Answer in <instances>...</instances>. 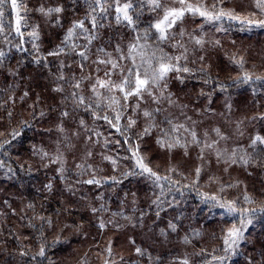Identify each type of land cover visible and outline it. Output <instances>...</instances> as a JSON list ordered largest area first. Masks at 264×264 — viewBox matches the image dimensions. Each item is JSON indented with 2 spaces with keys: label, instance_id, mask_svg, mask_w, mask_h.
Listing matches in <instances>:
<instances>
[{
  "label": "trees",
  "instance_id": "1",
  "mask_svg": "<svg viewBox=\"0 0 264 264\" xmlns=\"http://www.w3.org/2000/svg\"><path fill=\"white\" fill-rule=\"evenodd\" d=\"M125 2L132 23L116 0H18L22 36L10 0L3 7L0 264H264V24L195 15L161 39L155 24L164 0L160 8L151 0L119 6ZM78 21L83 28H74ZM194 48L199 57L186 58ZM175 57L190 71H171L140 96L125 98L128 88L113 86L129 69L150 74L169 58L177 64ZM173 102L182 109L175 112ZM224 103L240 106L237 115L248 111L260 139L217 160L228 171L220 192L203 187L212 174H197L203 149L215 142L198 119L217 109L222 125L230 121ZM221 162L210 161V169ZM233 225L243 238L225 252Z\"/></svg>",
  "mask_w": 264,
  "mask_h": 264
},
{
  "label": "rangeland",
  "instance_id": "2",
  "mask_svg": "<svg viewBox=\"0 0 264 264\" xmlns=\"http://www.w3.org/2000/svg\"><path fill=\"white\" fill-rule=\"evenodd\" d=\"M188 4H191L193 7L199 6L201 7V10H206L212 16H215L220 12L230 13L232 17H238V19L230 18L228 15L222 17L228 18L229 20L233 21H252V23H260V21H264V11L257 9L255 0H185V5H181L179 3V0H164L165 9L163 15L156 23H158L163 18L166 10L171 8H186ZM195 15L201 16L199 13L194 14L193 12L185 11L183 17L181 19H178L176 23L179 20H183L185 18L192 19L195 17ZM176 23L172 27H174ZM183 30H187L185 24L181 25L180 27V31ZM189 41L191 44H193L190 38ZM210 41L212 43L219 42L218 39H211ZM221 47L232 51V53L236 55L237 58L245 60L247 56L244 51L238 53L237 49L232 50L230 41L222 42ZM198 51L199 52L197 53L196 48H194L192 51L189 50V54L186 56V58L192 59L194 55L196 58L199 57L200 50ZM256 69L257 68L254 67L251 73L255 74ZM248 70H251V68H248ZM173 104L175 107L172 105V109L175 112L182 109L179 103L173 102ZM167 106L169 108L171 107L170 104H167ZM221 108L224 109L226 111V115L231 118L230 121L225 122L223 125L220 123L219 119L221 118V114L220 112L218 113L217 109H209V111L207 110V112L198 119L199 121H207V124L204 127L205 133L209 137H213L215 140L213 144L214 146H206L203 149V158H201L202 162L198 167L199 173L201 172L204 174L208 172L213 175L207 176L206 181L203 183V187L206 189H213L215 191H220V189H217L216 187L219 183L225 181L223 179H225V174L228 172L226 169H223V162L217 161L221 159V155L228 156L229 154H233L232 151L242 145L244 141L248 139H257L259 137L258 135H256L257 131L255 132V130H250V114L248 113V111H244V113H240V115H237L236 112H234V109L240 108V106L231 103H224ZM218 120L219 125L217 123ZM260 121L264 122L263 116L260 118ZM210 161L212 162L213 166H217L214 162L221 163L212 171L210 169ZM173 166L176 167L175 165ZM233 176L235 181V179L237 178V174L234 173ZM212 193L216 194L214 192ZM261 208H264V205Z\"/></svg>",
  "mask_w": 264,
  "mask_h": 264
},
{
  "label": "snow or ice",
  "instance_id": "3",
  "mask_svg": "<svg viewBox=\"0 0 264 264\" xmlns=\"http://www.w3.org/2000/svg\"><path fill=\"white\" fill-rule=\"evenodd\" d=\"M7 2H8V0H0V17L4 16L3 7ZM96 2L100 3L101 0H96ZM116 2L118 5L116 8L117 13L122 12L123 13V19L128 21L129 23H132V19L128 15V9L131 7V5L127 2H125L123 4V6L121 7V6H119V0H116ZM10 3H11L12 9L16 12V32L18 35L22 36L23 33L20 31L21 21L23 20V16L20 13V8L22 7V5L18 4V0H10ZM151 3L153 4V6L155 8L161 7L159 0H151ZM179 3L181 5H185V0H179ZM255 4H256L257 9L264 11V0H255ZM213 7H215V6H213ZM40 11L42 13H44L45 15H51L52 13L61 12L62 9L59 7L50 8L47 10H45L44 8H41ZM185 11L193 12L194 14L199 13L201 16H204L209 20H212V19L219 20V19H221L222 16H225V15H228L230 18L238 19V17H232L230 13H224V12H220L219 14L212 16L206 10H201V7H199V6L193 7L191 4H188L186 6V8L185 7H181L180 9L171 8V9L166 10L163 18L158 23H156V25H155L156 29L160 32V38L161 39L166 38L167 29L171 28L176 23V21L178 19H181L184 15ZM119 19H120V16L118 15L117 20H119ZM92 22H93V24H95V17H93ZM241 22L242 23H244V22L252 23V21H241ZM260 23L264 24V21H260ZM83 27H84L83 21H78L74 25V28H83ZM73 34H74V29H70L68 34H67V37H66V42L68 39H70L73 36ZM30 35H32L34 39H38V34L35 31L30 33ZM196 43L200 44L201 41L196 40ZM73 47H75V46H73ZM134 50H135V45L131 46V48L129 49V56L132 55V52ZM62 51H63V49H60L57 52L49 53V55H59ZM0 55H2V53H0ZM79 55L82 58L86 59L84 52H80ZM125 58H128V57H125ZM171 59L172 58H169V62H167V63H165L163 61L159 62L158 67L152 68L150 74L147 70L143 74H141L138 70L129 69L128 70V73H129L128 76L123 79L121 84H115L113 86L119 88L121 91H124L125 87H127L128 91L125 94V98H127V96L133 95V94L140 96L143 92L148 91V89L146 88V85H148L149 83H151L152 85L158 84L160 81L165 80V77L167 76V74L169 72H171V71L189 72L190 71L189 68L178 64L180 57H175L177 64H172ZM99 62L100 63H109L110 61H99ZM112 67L116 68L117 65L115 63H113ZM138 67L139 66H134V68H136V69H138ZM133 77H134V79H133ZM97 83L100 84L101 87H104V86H106V84H111L112 82L111 81H98ZM74 86L79 87V84H76ZM148 94L151 95L150 92ZM73 95H75V93H73ZM80 102L83 103L82 98H81ZM65 115H67V113H65ZM144 115L148 116L149 113L145 112ZM105 119H107V117H105ZM133 123H134V121H133ZM193 136L195 137L194 133H193ZM257 139H260V138L258 137ZM133 155H135V152L133 153ZM138 163H139L140 167L143 169V171L149 172L151 175H154V176L156 175L155 173H152L151 169L146 167L143 164L142 160H140L139 158H138ZM198 173H199V169H197V174ZM157 179H159V177H157ZM87 183H89V184L97 183V181L89 180V181H87ZM247 199H248V197H245V200H247ZM221 206L224 207L223 205H221ZM226 211L228 214L233 215V214H236L237 209L235 207L229 206V207H227ZM101 227H103V224H101ZM242 238H243L242 229L233 225L231 228L227 229L226 234L223 237V242L225 245V248L223 250L225 252H228L230 250H233L235 247H238L239 241ZM137 251H139V249H137ZM43 254H44V249L41 248L40 255H43ZM214 259H222V258H214ZM184 264H187V262L185 261Z\"/></svg>",
  "mask_w": 264,
  "mask_h": 264
}]
</instances>
